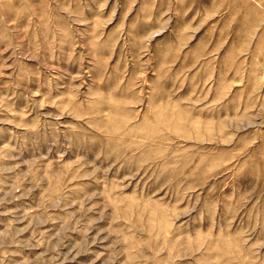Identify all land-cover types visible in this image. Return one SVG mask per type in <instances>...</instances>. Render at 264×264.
I'll return each mask as SVG.
<instances>
[{
	"label": "rangeland",
	"instance_id": "rangeland-1",
	"mask_svg": "<svg viewBox=\"0 0 264 264\" xmlns=\"http://www.w3.org/2000/svg\"><path fill=\"white\" fill-rule=\"evenodd\" d=\"M0 264H264V0H0Z\"/></svg>",
	"mask_w": 264,
	"mask_h": 264
}]
</instances>
